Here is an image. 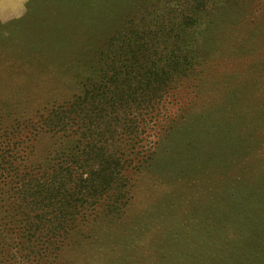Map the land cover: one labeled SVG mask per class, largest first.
<instances>
[{"label": "rangeland", "instance_id": "374dc122", "mask_svg": "<svg viewBox=\"0 0 264 264\" xmlns=\"http://www.w3.org/2000/svg\"><path fill=\"white\" fill-rule=\"evenodd\" d=\"M180 5L0 0V129L35 124L79 95L81 78L99 79L101 54L93 51L116 26L146 7L155 6L151 14ZM205 7L203 31L193 37L213 47L193 82L168 93L164 119L148 125L142 143L149 156L137 157L128 226H118L121 234L135 230L130 222L137 219L145 236L157 231L176 239L128 252V242H109L104 221L40 257L0 209V264H36V253L38 264H157L140 257L145 252L165 256L159 264H264V0H207ZM25 148L30 167H47L62 150L49 135L29 139Z\"/></svg>", "mask_w": 264, "mask_h": 264}, {"label": "trees", "instance_id": "16d2710c", "mask_svg": "<svg viewBox=\"0 0 264 264\" xmlns=\"http://www.w3.org/2000/svg\"><path fill=\"white\" fill-rule=\"evenodd\" d=\"M206 1L183 0V5L164 13L148 14L155 6L139 11L107 33L93 51L101 54L99 79L81 78L76 83L81 85L79 95L53 107L35 124L0 129V209L10 230L27 236L40 257L51 245L60 252L71 234L83 238L104 221L111 230L106 234L109 242H128L125 248H154L176 239L157 231L145 236L146 231L136 229L137 219L130 222L135 230L121 234L118 226H128L130 175L142 163L137 157L149 156L142 143L148 125L164 119L168 93L187 80L193 82L213 47L214 42L193 37L203 28L200 17L210 12ZM45 135L62 150L47 167H30L25 144ZM140 257L157 264L165 260L147 252ZM35 258L31 260L38 264Z\"/></svg>", "mask_w": 264, "mask_h": 264}]
</instances>
